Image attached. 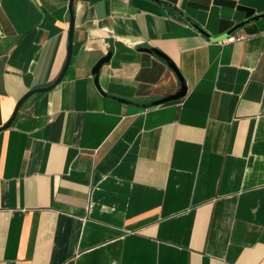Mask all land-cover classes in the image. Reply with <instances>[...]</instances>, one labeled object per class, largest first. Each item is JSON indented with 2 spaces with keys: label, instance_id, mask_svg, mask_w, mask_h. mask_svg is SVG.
Wrapping results in <instances>:
<instances>
[{
  "label": "crops",
  "instance_id": "obj_1",
  "mask_svg": "<svg viewBox=\"0 0 264 264\" xmlns=\"http://www.w3.org/2000/svg\"><path fill=\"white\" fill-rule=\"evenodd\" d=\"M69 2L0 0V264H264V0H74L15 113Z\"/></svg>",
  "mask_w": 264,
  "mask_h": 264
},
{
  "label": "water",
  "instance_id": "obj_2",
  "mask_svg": "<svg viewBox=\"0 0 264 264\" xmlns=\"http://www.w3.org/2000/svg\"><path fill=\"white\" fill-rule=\"evenodd\" d=\"M74 0H70L69 5H68V11L70 14V25H69V38H68V48H67V57H66V62L65 65L61 71V73L59 74L58 78L54 81V83L52 85H50L47 88H43V89H38V90H32L30 92H28L27 94H25V96L18 102L16 109H15V113L17 112V110L19 109V107L21 106V104L30 96H32L33 94L36 93H44L47 92L49 90H51L52 88H54L64 77L66 70L68 68L69 62H70V57H71V44H72V30H73V13H72V3ZM264 18V14L262 15H258V16H254L242 23H239L238 25H236L235 27H233L230 31H228L226 34L218 37V38H211L208 37L200 28H198L197 26H195L191 21H189L187 18L181 17V19L187 23L189 26H191L193 29H195L197 32H199L200 34L204 35L205 37H208L212 42H221L226 40L232 33H234L236 30L240 29L241 27H243L244 25L256 21L258 19ZM152 52H154L158 57L162 58L167 66L174 72V74L176 75L178 82H179V89L178 91L173 94V95H169L167 97H164L160 100L154 101L153 103H151V106H158L161 104H165L168 102H172V101H177L179 99H182L185 97L186 93H187V86L183 80V78L180 76L177 68L175 67V65L167 58L165 57L162 53L153 50ZM111 54L108 53L105 57H103L92 69V75L94 76V84L97 86V88H99L98 85V75H99V71L101 69V67L107 63L110 60ZM118 102L121 103H127L126 101L122 100V99H118ZM14 113V115H15ZM13 115V116H14ZM12 120V119H11ZM11 120L4 126L2 127L0 130H4L6 128L9 127Z\"/></svg>",
  "mask_w": 264,
  "mask_h": 264
},
{
  "label": "built area",
  "instance_id": "obj_3",
  "mask_svg": "<svg viewBox=\"0 0 264 264\" xmlns=\"http://www.w3.org/2000/svg\"><path fill=\"white\" fill-rule=\"evenodd\" d=\"M234 40H235L234 37H228L225 41L231 43V42H233Z\"/></svg>",
  "mask_w": 264,
  "mask_h": 264
}]
</instances>
